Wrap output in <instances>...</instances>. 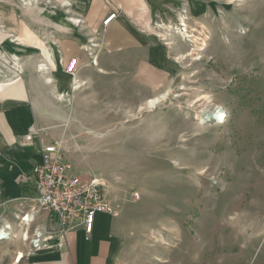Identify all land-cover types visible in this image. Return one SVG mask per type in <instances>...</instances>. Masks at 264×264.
Instances as JSON below:
<instances>
[{
  "label": "rangeland",
  "instance_id": "1",
  "mask_svg": "<svg viewBox=\"0 0 264 264\" xmlns=\"http://www.w3.org/2000/svg\"><path fill=\"white\" fill-rule=\"evenodd\" d=\"M64 1L0 0V36L22 43L26 24L38 38V51L0 52L19 49L24 80H36L30 63L45 66L51 49L37 126L75 173L102 179L117 218L113 263L251 264L264 243V0H128L127 12L118 0ZM118 14L129 40L114 49ZM64 18L79 23L63 28ZM71 79L81 87L64 90ZM217 107L222 118L199 123ZM20 248L1 244L0 264Z\"/></svg>",
  "mask_w": 264,
  "mask_h": 264
},
{
  "label": "crops",
  "instance_id": "2",
  "mask_svg": "<svg viewBox=\"0 0 264 264\" xmlns=\"http://www.w3.org/2000/svg\"><path fill=\"white\" fill-rule=\"evenodd\" d=\"M127 1L118 0L119 6H122L121 10L124 12L130 9V4ZM72 2H70V5H72ZM130 2L135 3L137 6L144 4L143 0H130ZM10 8L19 13H28V16H24L26 20L35 24L39 22V26L41 25L42 21H39L37 15L34 14L38 10L32 9L28 12L22 10L16 4ZM116 17L109 27L110 34L113 31L115 33V37L110 41L114 49L126 45L129 40V34L126 31L128 24L122 18H119V14ZM11 21L14 24L17 19L12 17ZM16 23L19 24L18 21ZM43 26L45 29L50 28V25L46 22H43ZM18 38L22 41L20 44L31 46L38 51L36 49L38 38L26 24L23 25V32L18 35ZM5 43L15 47L21 46L11 38L0 36V45ZM13 50L8 53L0 52V225L2 222L15 223L14 214L20 210V198L32 191L30 184L21 183V178L29 173L34 163L39 161L41 146L51 143H44L40 131L39 138L30 143L24 142L27 129L30 126L38 128V119L46 116L44 104L40 100L42 99L40 92H42L41 89L48 88L49 85L54 83L53 78L48 76L49 69L46 62L49 61L41 54L44 57L45 70H39L38 66L31 62L30 65L35 70L32 74H35L38 79L24 80V67L18 62L19 49ZM49 51L51 53L50 61L54 63L51 49ZM66 60L68 64V55H66ZM36 86L40 90H37ZM63 89L65 88L63 87ZM52 218L53 215L50 213H41L35 218L34 224H44ZM116 224L117 218L115 215L97 214L89 237L85 235L82 228H78L67 234L63 248L40 252L33 256L30 262L37 264L36 259L38 258L40 259L38 264H114L113 258L120 242ZM251 264H264V243L259 246L258 254H256Z\"/></svg>",
  "mask_w": 264,
  "mask_h": 264
},
{
  "label": "built area",
  "instance_id": "3",
  "mask_svg": "<svg viewBox=\"0 0 264 264\" xmlns=\"http://www.w3.org/2000/svg\"><path fill=\"white\" fill-rule=\"evenodd\" d=\"M113 18L114 15L106 18L104 27ZM74 65L72 61L66 73L72 75ZM36 138H39V129L30 126L24 142L30 143ZM39 153V161L21 178V183L30 184L32 191L20 198L15 223L0 225V245L14 239L21 244L14 251L13 264H32L30 259L36 254L63 248L67 234L78 228L89 237L97 214L115 215V207L108 201L99 176L85 178L75 173L72 165L59 157L55 143L42 145ZM41 213H50L53 218L44 224H34Z\"/></svg>",
  "mask_w": 264,
  "mask_h": 264
},
{
  "label": "bare ground",
  "instance_id": "4",
  "mask_svg": "<svg viewBox=\"0 0 264 264\" xmlns=\"http://www.w3.org/2000/svg\"><path fill=\"white\" fill-rule=\"evenodd\" d=\"M29 1V0H28ZM71 1H73V0H68V1H64L65 2V4H68V3H70ZM63 2V3H64ZM62 3V4H63ZM27 4H28V6L30 5L31 7H33L32 5L33 4H31V3H28L27 2ZM68 6V5H67ZM44 13H45V15L47 16V17H50L49 16V13H46V11H44ZM79 23V21H76L75 19H63V21L62 22H60V21H58V24H59V26H61V27H63V28H68V26H75L76 24H78ZM182 26H185L184 24L182 25ZM187 33V32H186ZM167 36V35H166ZM188 37H194V36H187V38ZM169 40V39H168ZM168 40H165V41H168ZM203 40V39H202ZM203 42V41H202ZM18 44H20V43H18ZM174 44V42L173 43H170V42H168L167 43V45L168 46H171V45H173ZM21 46H22V44H20ZM44 53V57L46 58V59H48V61L50 62V64L52 63L51 61H50V52L48 51V50H46V51H44L43 52ZM14 56H16V55H14ZM179 59V58H178ZM44 64V63H43ZM43 64H39L38 65V68H39V70H45V66L43 65ZM97 64V62L95 61V62H93V65H96ZM74 66H76V63H75V65ZM19 69V68H18ZM47 69V68H46ZM46 81V80H45ZM50 83V82H49ZM48 83V84H49ZM63 83V82H62ZM81 82L80 81H78L77 79H71L67 84H66V86L64 85V90H66V89H68V90H70V91H72V90H77V89H79L81 86ZM166 94V93H165ZM164 97H165V95L164 94H162V95H159V96H157V97H155L154 99H150V100H147L145 103H144V106H145V108H154L157 104H159L160 103V101L161 100H163L164 99ZM203 110H205V111H203V112H201V114L202 115H200V116H197L196 118H198L199 119V123H202V122H204L206 119H218V118H222L221 117V112L220 111H218L219 110V107H217V108H215V109H213L212 111H208V110H206V109H203ZM37 258V257H36ZM37 261L39 260L38 258L36 259ZM36 261V262H37Z\"/></svg>",
  "mask_w": 264,
  "mask_h": 264
}]
</instances>
